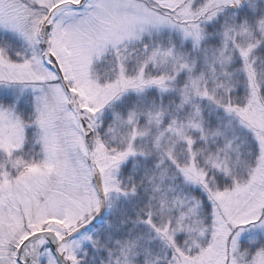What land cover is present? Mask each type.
Wrapping results in <instances>:
<instances>
[{"label": "snow or ice", "instance_id": "snow-or-ice-1", "mask_svg": "<svg viewBox=\"0 0 264 264\" xmlns=\"http://www.w3.org/2000/svg\"><path fill=\"white\" fill-rule=\"evenodd\" d=\"M0 264H264V0H0Z\"/></svg>", "mask_w": 264, "mask_h": 264}]
</instances>
